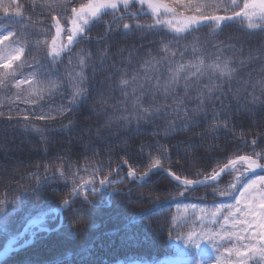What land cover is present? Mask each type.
<instances>
[{
    "label": "trees",
    "instance_id": "16d2710c",
    "mask_svg": "<svg viewBox=\"0 0 264 264\" xmlns=\"http://www.w3.org/2000/svg\"><path fill=\"white\" fill-rule=\"evenodd\" d=\"M19 2L29 9L25 15L32 16L35 22L40 13L38 5L44 0ZM79 3L81 0H71L72 6ZM40 19L46 25L50 23L46 14ZM61 22L66 30L70 27L67 21ZM139 22L152 23V17L142 15ZM111 23V16H104L102 22H92L85 32L88 39L78 37V43L72 47L86 57L85 86L89 92L86 104L56 120L34 121L37 126L47 125L42 135L26 130L23 122L0 119V205L3 206L0 254L8 243L20 237L28 223L61 208L64 200H72L62 214H50L39 226L30 228L13 245L20 249L0 264H159L171 258L197 262L203 254L215 260V252L207 242L200 247L184 242L189 235L195 238L202 229L219 227L202 224L200 213L194 214L188 206L196 204L212 209L224 198L211 187L185 191L163 172L151 175L140 184L139 179L128 175L129 167L138 173L147 171L152 163L149 154L153 158L159 156L155 150L159 142L168 148L170 157V162L163 161L164 167L188 179H197L198 173L202 178L217 167V160L264 148V108L258 104L253 107L251 96L241 90L239 96L233 93L224 98L223 103L228 107L219 120H212L209 112L198 127H180L183 116L169 110L167 115H158L154 123H141L139 130L134 122L125 127L118 120L110 128H103L108 117L119 116L125 107L128 111L132 109L134 97H123L117 86L121 76L142 78L147 72L161 80L166 78V68L149 71L144 61L156 55L161 41L171 39L166 31L133 32L125 36L121 30L105 35ZM7 27L0 21V30L6 31ZM29 31L34 33L33 41L46 38L39 28ZM194 44L206 50L210 59L218 54L215 45L226 49L224 57L232 59L240 73L232 82L234 90L241 89V82L248 80L249 75H260L259 63L240 66L241 60L248 61L250 52L256 54L264 48V32L260 30L229 22L222 32L214 34L203 28L175 46L183 50L185 46L191 49ZM228 44L235 45L236 50L227 49ZM31 56L41 64H47L50 59L46 49L35 43L31 46ZM113 65L119 71H114ZM52 68L53 78L62 84L63 94L58 91L43 103L54 109L67 105L71 88L62 63ZM128 91L131 93L130 88ZM101 94L107 101L104 111L100 107ZM0 102H4L0 110L7 111L8 99L2 90ZM144 102L148 104L151 100L146 96ZM157 102L163 103V98ZM193 106L194 102L188 105ZM172 121L176 131L166 136L164 129ZM209 122L221 126L212 132ZM97 128H103L100 136L96 135ZM253 139L256 145L250 143ZM100 180L108 183L100 185ZM74 181L78 186L91 182L95 192L88 187L79 196L70 195ZM233 181L234 176L227 174L219 186L227 187Z\"/></svg>",
    "mask_w": 264,
    "mask_h": 264
},
{
    "label": "snow or ice",
    "instance_id": "6c2138e0",
    "mask_svg": "<svg viewBox=\"0 0 264 264\" xmlns=\"http://www.w3.org/2000/svg\"><path fill=\"white\" fill-rule=\"evenodd\" d=\"M38 7L40 13L34 22L32 16L25 15L29 9H25L19 0H0V21L8 25L6 31L0 30V90L8 99L7 111L0 110V119L15 120L17 124L23 122L26 130L42 135L47 125L37 126L34 121L56 120L82 103L86 104L89 92L85 86L86 61L83 57L78 61L80 71L69 75L71 91L67 105L53 109L43 102L51 100L58 91L63 94L62 84L53 78L52 66L60 63L64 54L71 53L73 45L78 43V37L88 39L85 32L89 25L94 21L102 22L104 16L112 18L105 35L121 30L125 36L133 32L166 31L171 39L161 41L162 46L156 55L144 61L150 70L166 68V78L161 80L159 76L153 77L147 72L142 78L134 75L129 79L127 74L121 76L117 86L123 97H134L132 109L128 111L125 107L127 114L121 112L119 116L108 117L103 128H110L118 120L123 121L125 127H130L134 122L139 130L141 123H154L158 115H167L169 110L183 116L180 127H198L201 120L208 118L209 112L212 120H219L228 107L223 103L224 98L233 93L239 96L241 90L251 96L250 104L253 107L258 104L264 108V48L256 54L250 52L247 62L240 61L241 67L248 62L261 64L260 75H249L248 80L241 82V89L234 90L232 82L238 79L240 73L233 60L224 57V47L215 45L218 54L210 59L206 50L195 44L190 52L188 46L183 50L175 46L203 28L214 34L222 32L229 22H238L246 25L247 29L264 32V0H81L77 6H72L71 0H44ZM45 14L50 21L47 25L40 19ZM149 14L152 23L139 22L140 16ZM62 20L70 24L67 30ZM36 28L46 36L45 39L32 40L34 33L29 29ZM33 43L46 49V55L50 58L47 64H41L31 56ZM227 49L236 50L232 44H228ZM68 62L72 63L70 56ZM112 67L114 71H119L115 65ZM26 68L31 71L24 72ZM153 80L154 83L151 82ZM146 96L151 103L145 104ZM160 97L163 103L157 102ZM193 102L194 106L189 108L188 105ZM100 107L102 111L107 108L103 94ZM3 108L4 102H0V109ZM247 110L252 111L253 108ZM220 126L209 122L212 132ZM103 128H97V136L102 134ZM175 131V121H172L164 129V134L167 136ZM250 143L256 145V140ZM155 150L159 156L153 158L149 154L152 163L147 171L138 173L129 167L128 175L144 180L151 172H166L177 182L178 188L187 191L197 186H209L215 194L224 198L212 209L196 204L188 206L194 214L200 213L202 224L219 227L202 229L195 234V238L189 235L184 242L195 247H200L204 242L210 244L215 252L214 264H264V148L259 152L253 150L250 154H233L224 161L217 160L216 168L202 178L198 173L194 180L177 175L163 166V161L170 162L165 145L157 142ZM225 172L233 175L234 181L222 188L218 181ZM61 175L64 173L61 172ZM99 183L104 185L108 181L100 180ZM86 187H92L95 192L91 182L78 186L74 181L70 195L79 196ZM179 194L183 195V192ZM15 202L13 198L12 203ZM68 204L69 201L64 200V205ZM0 211H3L2 205Z\"/></svg>",
    "mask_w": 264,
    "mask_h": 264
},
{
    "label": "rangeland",
    "instance_id": "374dc122",
    "mask_svg": "<svg viewBox=\"0 0 264 264\" xmlns=\"http://www.w3.org/2000/svg\"><path fill=\"white\" fill-rule=\"evenodd\" d=\"M69 56L72 59L71 64H69L68 62ZM81 57H83L86 61V57L81 52L77 50L74 51L72 49L71 53L64 54V57L61 60L62 66L64 67V75L68 83H69V75L73 72L80 71L78 61ZM85 70H86V67L84 68V74H85ZM214 262L215 260L210 255L203 254L198 258L197 262H194L191 259H185V258L184 259L183 258H171V259L164 260L159 264H214ZM133 264H141V263H133Z\"/></svg>",
    "mask_w": 264,
    "mask_h": 264
},
{
    "label": "water",
    "instance_id": "95a60500",
    "mask_svg": "<svg viewBox=\"0 0 264 264\" xmlns=\"http://www.w3.org/2000/svg\"><path fill=\"white\" fill-rule=\"evenodd\" d=\"M155 173H157V172L154 171V172L149 173V176H148V177H146L144 180H138V183L142 184V183L146 182V181L150 178V176L153 175V174H155ZM163 173H164V175L170 177L173 181H175V180L172 178V176L168 175L166 172H163ZM227 174H229V173L225 172L224 174H222V175L220 176V178H219L218 183H219V182H220V181H221V180H222ZM175 182H176V181H175ZM204 187H209V186H197V187H195V188H191V189H189V191H191V190H195V189H199V188H204ZM86 188H87V187H86ZM87 189H88V188H87ZM71 202H72V200L69 201V204H68L67 206L64 205V206H62L61 208L55 209V210H53V211L47 213L43 218H41V219H37V220H34V221L28 223L27 226L25 227V229L23 230V232H22V234L20 235L19 238H23V237L25 236L26 232H27L30 228L35 227V226H38L39 224L43 223V222L46 220V217H47L48 215H50V214H55V215L62 214V213H63V212H64V211L70 206ZM19 238H15V239H13L10 243L7 244V246L5 247V249L3 250V252H2L1 255H0V263L3 262L4 260H6V259L10 256V254H11L12 252L17 251V250L20 249V248H11V245H12L13 243H15Z\"/></svg>",
    "mask_w": 264,
    "mask_h": 264
}]
</instances>
